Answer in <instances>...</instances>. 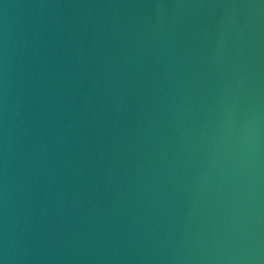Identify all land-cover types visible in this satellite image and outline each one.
<instances>
[{
  "label": "water",
  "instance_id": "obj_1",
  "mask_svg": "<svg viewBox=\"0 0 264 264\" xmlns=\"http://www.w3.org/2000/svg\"><path fill=\"white\" fill-rule=\"evenodd\" d=\"M0 264H264V0H0Z\"/></svg>",
  "mask_w": 264,
  "mask_h": 264
}]
</instances>
